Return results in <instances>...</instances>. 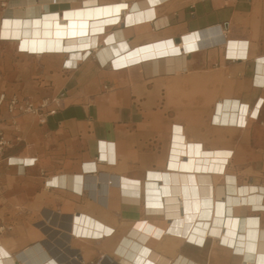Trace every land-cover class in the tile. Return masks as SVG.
<instances>
[{
	"label": "crops",
	"instance_id": "crops-1",
	"mask_svg": "<svg viewBox=\"0 0 264 264\" xmlns=\"http://www.w3.org/2000/svg\"><path fill=\"white\" fill-rule=\"evenodd\" d=\"M84 1L0 0V24L27 12L28 2L38 15H61ZM121 2L128 9L94 32L96 45L75 67L67 66V52L38 56L0 36L1 91L34 101L65 94L62 107L45 124L1 108L10 147L0 161V223L10 229L0 235L8 249L0 260L19 263L18 254L27 250L35 264L47 257L76 264L77 252L85 264H124L116 247L137 221L162 227L168 222L148 204L143 189L137 201L125 199L123 177L144 182L151 171L166 169L175 123L206 148L229 149L228 172L239 186L264 187L248 175L264 162V0H91L90 5ZM189 35L197 37L195 50L121 67L103 51L107 47L117 56L156 43L181 46ZM230 41L245 42L246 56L230 57ZM226 98L250 106L263 99V105L245 126L216 124V104ZM102 140L113 142V158L102 157ZM55 177L67 183L51 184ZM91 177L97 181L87 186ZM244 209L258 215L264 228V210ZM85 215L111 226L113 234L94 238L71 231L76 218ZM243 225L235 247L212 235L203 245L174 234L152 238L136 263L174 264L183 256L198 264H244L248 256L237 249L245 241Z\"/></svg>",
	"mask_w": 264,
	"mask_h": 264
},
{
	"label": "bare ground",
	"instance_id": "bare-ground-1",
	"mask_svg": "<svg viewBox=\"0 0 264 264\" xmlns=\"http://www.w3.org/2000/svg\"><path fill=\"white\" fill-rule=\"evenodd\" d=\"M90 2L91 0H85L83 5L67 7L61 15H38L37 7L28 2L27 12L1 21L0 36L5 40L17 41L22 51L38 56L67 52V66L75 67L80 59L90 53L91 47L96 45L97 35L94 32L100 31L104 24L118 20L128 9L125 2L93 6ZM147 15L151 17L152 12ZM141 18L138 15V19ZM133 20L130 15L128 21ZM196 38V35H189L181 46L174 45L173 42L156 43L117 56L107 47L103 51L107 57L112 58L115 66L121 67L157 55L179 53L184 49L195 50ZM246 48L245 42L230 41L228 54L233 58L245 57ZM261 61H264V57ZM260 67L264 71V64ZM262 105L263 99H258L250 106L238 99L226 98L217 102L212 119L216 124L245 126L251 118L258 117ZM99 149L104 159L114 157L113 142L102 140ZM231 157L229 149L206 148L201 141L188 139L182 124H173L166 169L151 171L144 182L128 177H123L122 180L123 192L129 197L125 199L137 201L143 189L148 204H153L168 224L162 227L150 220L137 221L116 247L122 262L137 264L141 249L152 238L162 237L164 234L182 236L200 245L205 243L209 235L219 236L225 244L235 247L243 222L245 241L237 249L248 256V261L244 264H264V228L261 227L260 217L248 211L245 213L244 209L264 210V187L257 184L239 186L237 176L228 172ZM27 162L32 163L33 159L28 157ZM218 177L223 178L224 182L218 184L215 181ZM96 181L94 177L89 178L87 186L94 185ZM50 183L64 185L67 179L55 177ZM71 231L80 236L85 234L104 238L112 235L114 229L85 215L76 218ZM7 252L6 246L0 242V258ZM252 256L253 262L249 261ZM18 258L21 261L19 263L1 259L0 264H35L27 250L20 251ZM73 258L76 264H85V259L79 252ZM41 264L60 263L54 257H47ZM174 264L198 263L181 256Z\"/></svg>",
	"mask_w": 264,
	"mask_h": 264
},
{
	"label": "built area",
	"instance_id": "built-area-1",
	"mask_svg": "<svg viewBox=\"0 0 264 264\" xmlns=\"http://www.w3.org/2000/svg\"><path fill=\"white\" fill-rule=\"evenodd\" d=\"M64 93L52 98H43L40 101H34L26 97H19L17 95L8 96L6 92L0 90V161L2 160L5 150L10 144L3 129L1 108L5 107L7 111L14 117L19 115H33L37 117L41 124L48 121L49 116L58 113L63 105ZM5 230V226H0V232Z\"/></svg>",
	"mask_w": 264,
	"mask_h": 264
},
{
	"label": "rangeland",
	"instance_id": "rangeland-1",
	"mask_svg": "<svg viewBox=\"0 0 264 264\" xmlns=\"http://www.w3.org/2000/svg\"><path fill=\"white\" fill-rule=\"evenodd\" d=\"M10 97V96H9ZM40 101V100H39ZM37 102V101H36ZM4 132V131H3ZM8 139V138H7ZM10 147V144L8 145V147L5 150V154H7L8 148ZM5 154L2 158V160L5 157ZM260 166V167H259ZM249 176H253L255 178H258V182L260 183V185L264 186V162L260 163L259 165L256 164L253 170H250L248 173ZM5 226V224L0 223V226ZM10 229L9 226H5V230H3L2 232H0V235H4L7 233V231ZM89 264H100L99 261L93 262V263H89Z\"/></svg>",
	"mask_w": 264,
	"mask_h": 264
}]
</instances>
